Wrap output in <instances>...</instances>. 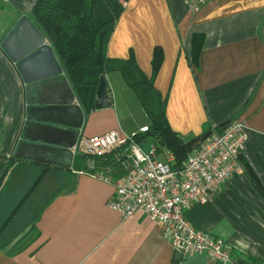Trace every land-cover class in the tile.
<instances>
[{
  "label": "crops",
  "instance_id": "0c3cea01",
  "mask_svg": "<svg viewBox=\"0 0 264 264\" xmlns=\"http://www.w3.org/2000/svg\"><path fill=\"white\" fill-rule=\"evenodd\" d=\"M118 1L124 11L107 57L126 60L133 53L148 78L153 49L159 47L163 61L154 86L166 97L170 129L186 139L200 135L206 124L215 128L242 122L248 140L241 158L264 190V0H205L197 13L188 11L185 0ZM35 2L0 0V247L8 244L0 250V264H221L205 255L181 258L164 239L162 226L143 212L123 219L109 209L120 173L104 162L74 155L72 167L63 169L12 156L28 124L41 119L48 128L73 123L53 106L26 104L25 79L35 84L29 98L35 103L66 98L56 80L62 73L53 75L56 67L44 53L33 54L27 28L8 38L19 17L33 24ZM193 34L202 40L196 37L192 43ZM105 78L112 105L88 113L81 107L85 126L80 138L138 133L148 126L121 74L111 72ZM76 102L80 105L75 96ZM30 135L36 143L54 140L38 126ZM10 158L15 159L11 174L6 172ZM187 218L195 228L228 243L231 259L226 264H237V257L264 263V201L243 174L233 176L206 204L193 206Z\"/></svg>",
  "mask_w": 264,
  "mask_h": 264
},
{
  "label": "built area",
  "instance_id": "2783aa9c",
  "mask_svg": "<svg viewBox=\"0 0 264 264\" xmlns=\"http://www.w3.org/2000/svg\"><path fill=\"white\" fill-rule=\"evenodd\" d=\"M202 2L197 0L195 5ZM147 131L143 127L138 133L111 131L80 138L71 150L73 155L109 163L110 169L120 173L113 185L109 209L123 219L143 212L162 226L164 239L183 259L205 255L217 263H228V243L195 228L187 212L195 205L206 204L209 196L233 176L243 174L238 156L248 140L245 125L235 120L219 130H211L178 169L173 168L171 152L159 153L150 140L138 142Z\"/></svg>",
  "mask_w": 264,
  "mask_h": 264
},
{
  "label": "trees",
  "instance_id": "16d2710c",
  "mask_svg": "<svg viewBox=\"0 0 264 264\" xmlns=\"http://www.w3.org/2000/svg\"><path fill=\"white\" fill-rule=\"evenodd\" d=\"M123 11L124 7L118 0H36L30 18L49 42L83 110L88 113L94 109L99 77L119 72L136 95L149 121L148 131L139 137L138 142L150 140L158 151L164 149L171 152L174 156L173 168L178 169L187 155L202 143L210 126L203 127L200 137L188 139L170 129L166 119V97L154 86L163 61L159 47L153 49L148 78L137 68L133 53L126 60L107 57L110 37ZM196 37V34L191 36L192 43ZM198 38L202 40V37ZM191 57L192 63H195L194 57ZM226 124L215 129H221ZM78 158L82 160L86 157L79 155ZM14 160L10 158L6 165V172L10 174L14 169ZM238 160L245 179L264 201L259 179L241 155ZM6 246L8 244L1 246L0 250ZM236 263L264 264L258 259L246 257H237Z\"/></svg>",
  "mask_w": 264,
  "mask_h": 264
},
{
  "label": "water",
  "instance_id": "95a60500",
  "mask_svg": "<svg viewBox=\"0 0 264 264\" xmlns=\"http://www.w3.org/2000/svg\"><path fill=\"white\" fill-rule=\"evenodd\" d=\"M20 21L17 25L16 31H12L8 38L14 36L23 27H26L28 30V35L30 40L32 41L31 47H34L33 50H36L33 54L44 53L51 58L55 67L56 72L53 75H59L62 73V76L56 77L57 81L61 84V87L66 92V98L62 99V101H58L55 103H35L30 100V96L34 90L35 84L33 82L25 79V82L28 84L26 88V94L28 99L26 100V104L34 107V106H53L58 110V113L62 115V117H69L73 123L71 126H67L64 123L60 124V127H47L43 126L40 123L45 120L41 119V121H37V125L28 124L27 129L24 134V140L18 142L13 150L12 156L16 159L22 161H29L38 163L41 165L47 166H55L63 169H69L72 167L74 155L72 153V148L77 143V140L81 137V131L85 126V113L83 112L81 106L75 102V95L72 92L70 84L67 80L65 73L62 70V67L58 62L54 61L53 50L50 46L47 45L45 36L36 28L32 23H30L28 18L19 17ZM12 62H17L15 58L12 57ZM20 69V66H17ZM55 80V79H54ZM112 105L111 94L109 91V87L104 75L99 77L95 97H94V109L101 110L110 108ZM66 111V116H64V112ZM33 110L29 113V119L33 118ZM45 114V111L42 110V115ZM34 126H38V129L45 136L49 138V136H53L54 140L52 141L50 138L47 140H42V143H36L34 138L30 135L31 129ZM52 134H49V133Z\"/></svg>",
  "mask_w": 264,
  "mask_h": 264
},
{
  "label": "rangeland",
  "instance_id": "374dc122",
  "mask_svg": "<svg viewBox=\"0 0 264 264\" xmlns=\"http://www.w3.org/2000/svg\"><path fill=\"white\" fill-rule=\"evenodd\" d=\"M184 3H185V6L187 7V9H188V11H191V12H193V13H197V12H199V11H201V9L204 7V5H205V0H203V2L201 3V4H199V5H195V4H197V0H185L184 1ZM192 6H196V10H193L192 9ZM201 36H203V35H201ZM135 70V69H134ZM136 108H138L137 106L135 107L134 106V116L136 115V113H135V110H136ZM207 125V124H206ZM203 129V128H202ZM213 129H215V128H212V127H210V129L208 130V132H206V134H208L211 130H213ZM217 130V129H216ZM219 130V129H218ZM202 133V132H201ZM205 134V135H206ZM201 136V134L200 135H198V136H193V137H200ZM190 137H192V135L190 136ZM189 138V137H188ZM188 138H186V139H188ZM185 139V138H184ZM158 151V150H157ZM164 151H167V150H164V149H159V153H163ZM240 155H241V153H240ZM18 176H16V179H18L17 178Z\"/></svg>",
  "mask_w": 264,
  "mask_h": 264
}]
</instances>
